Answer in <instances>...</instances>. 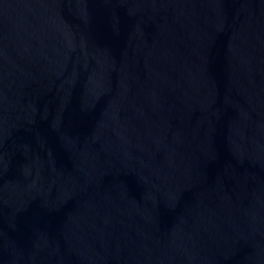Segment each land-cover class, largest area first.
Listing matches in <instances>:
<instances>
[{
  "label": "water",
  "instance_id": "1",
  "mask_svg": "<svg viewBox=\"0 0 264 264\" xmlns=\"http://www.w3.org/2000/svg\"><path fill=\"white\" fill-rule=\"evenodd\" d=\"M0 264H264V0H0Z\"/></svg>",
  "mask_w": 264,
  "mask_h": 264
}]
</instances>
